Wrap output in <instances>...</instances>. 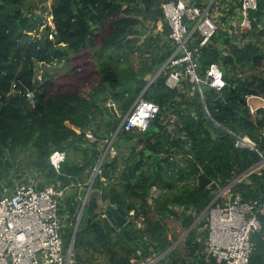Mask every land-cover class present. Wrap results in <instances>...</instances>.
<instances>
[{"label":"trees","instance_id":"16d2710c","mask_svg":"<svg viewBox=\"0 0 264 264\" xmlns=\"http://www.w3.org/2000/svg\"><path fill=\"white\" fill-rule=\"evenodd\" d=\"M35 1L0 0V192L29 180H37L38 190L86 184L111 143L115 153L105 155L92 183L100 196L82 211L75 264H94L98 258L99 264H129L137 251L142 259L161 255L155 264H217L206 252V214L170 251L166 220H180L188 230L215 194L235 179L232 191L243 201H264V166L259 165L264 159V108L251 113L247 105L248 97L264 98L262 36L249 32L245 44L241 35L221 30L202 50L199 74L217 64L227 83L218 94L219 106L210 88L203 87L202 98L185 80L177 88L166 85L168 72L160 70L174 47L160 9L163 0H53V29L43 16L46 10L37 13L41 2ZM159 22L161 30L155 31ZM83 49L92 58L93 82L85 85L90 88L54 91L47 67L60 63L71 70L67 62ZM127 83L159 107L144 133L119 128L137 99L132 90L118 92ZM26 92L34 95L33 108ZM242 137L256 149L235 148ZM54 151L65 153L58 171L49 164ZM155 155L157 164L152 163ZM201 175L211 180L210 186H198ZM78 191L70 188L58 207L64 249L81 209ZM100 203L114 206L127 225L117 229L106 207L103 218ZM259 222L248 264H264V216Z\"/></svg>","mask_w":264,"mask_h":264},{"label":"built area","instance_id":"2783aa9c","mask_svg":"<svg viewBox=\"0 0 264 264\" xmlns=\"http://www.w3.org/2000/svg\"><path fill=\"white\" fill-rule=\"evenodd\" d=\"M160 9L169 30L167 37L174 47L172 55L160 70L168 72L166 85L169 88H177L185 80L196 86L203 98V87L214 89L218 94L227 87L217 64H210L204 74L198 72L202 50L221 30L241 36L255 33L264 41V0H163ZM47 19V24L53 29L52 17ZM252 39L257 40V37ZM48 40H54L52 33H49ZM14 88L15 85L12 86ZM25 97L33 108V93L26 92ZM158 112L156 104L140 96L120 128L127 132L144 133ZM86 137L93 140L89 132ZM234 146L250 151L256 149L255 143L247 137L237 138ZM107 153L110 156L115 153L111 143L86 184L68 188L48 186L38 190L37 180H29L27 183H16L11 192H0V264H75L73 248L64 249L59 234L62 225L58 215L59 203L65 199L70 188L80 190L91 187L95 177L101 174V163ZM64 160L65 153L62 151H54L49 156V164L56 171ZM259 165L264 166V159ZM236 180L215 194L205 213L207 223L204 229L208 233L206 252L217 264H248L255 248L252 235L260 231L259 217L264 216V201H243L239 193L232 191ZM218 200L221 203L215 206ZM105 207L100 203L103 218H106ZM130 215L133 214L130 212ZM158 259H142L137 251L129 264H155Z\"/></svg>","mask_w":264,"mask_h":264},{"label":"rangeland","instance_id":"374dc122","mask_svg":"<svg viewBox=\"0 0 264 264\" xmlns=\"http://www.w3.org/2000/svg\"><path fill=\"white\" fill-rule=\"evenodd\" d=\"M38 1L41 3L40 6L37 7V13L41 12L40 8H44L46 11L43 13V16L45 20L48 22L47 18L50 17L49 13L51 10V4L53 0H36L35 2L38 3ZM161 26L162 23L159 22L156 26L155 31L161 30ZM152 27L153 26H150L149 28L152 29ZM241 37L246 38L247 36H241ZM75 57L74 60H72L73 59L72 56L69 63L67 62V64L66 62H64V64L72 67L71 70H64V68L61 67L62 65L60 63H54L51 66L47 67L48 72L52 77L54 83V88H53L54 91H69L74 88H81V90H88L90 88L88 86H85L89 82L91 83L93 82V78L89 77V73L93 69L90 50L83 49ZM136 64H137V60H136ZM249 98L250 97L247 98V105L249 106L251 113H255V111L257 110L255 106L258 104H261L262 107L264 108V98H261V100H257V99L249 100ZM9 164H11V162ZM166 224L168 227V235L171 239V244L174 245L175 247H178V245L180 246L188 235L186 234L187 230L182 227L180 220L167 219ZM160 257L161 255L159 256V259ZM100 261H101L100 258L95 259L94 264H99Z\"/></svg>","mask_w":264,"mask_h":264},{"label":"water","instance_id":"95a60500","mask_svg":"<svg viewBox=\"0 0 264 264\" xmlns=\"http://www.w3.org/2000/svg\"><path fill=\"white\" fill-rule=\"evenodd\" d=\"M139 1V0H137ZM44 33H45V27H43L41 29V35L44 36ZM56 43H60V40L58 37H56ZM247 42H245L246 44ZM63 44H59L58 45V49L59 50H62L63 49ZM41 66L43 67L44 64H41ZM139 87L138 86H135L134 83H127L125 84L124 86H122L121 88L118 89V92L120 93H124L128 90H132L133 94L135 96L140 97L142 96L143 92H141L139 95H137V91H138ZM210 92L212 93L213 97H214V100H215V103H217L219 106H222V103H221V99H220V96L218 95V93L215 92L214 89H211L210 88ZM109 107H110V111L111 113L113 114L114 117H117V113H116V110L112 104V102L110 101L109 102ZM224 109L226 110H229L228 106L224 105L223 106ZM156 120H154L155 122ZM121 127V125L119 126V128ZM74 139L72 138L71 140L67 141L64 145L65 146H70L72 143H73ZM160 160V157L158 155H155L152 157V163L153 164H157L158 161ZM8 166H12L11 164H8ZM197 184L200 188H206L208 186H210L211 184V180H209L208 178H206L205 176L201 175L197 178ZM100 192L97 191V190H94L92 189V185L91 187L89 188H81L79 190V199L81 201V209H80V212H79V215H78V219H77V223L75 225V228H74V232H73V237H72V241L69 245V248H73L74 247V241H75V236H76V232H77V229H78V226H79V223H80V219H81V216H82V211L86 205L87 202H90V201H95L99 198V195ZM213 201V200H212ZM212 201L211 203L208 205V207L197 217L196 221L192 224V226L187 230V233H189V231H191V229H193L195 227V225L197 224V222L199 220L202 219V217L205 215L207 209L210 207V205L212 204ZM106 211L108 212L110 218L112 219V221L114 222L115 226L117 229H122L123 227H125L128 223L127 221V218L123 217L122 215H120V213L118 212V210L112 206V205H107L106 206ZM173 247H175L174 245H171V247L169 248V251L173 249Z\"/></svg>","mask_w":264,"mask_h":264},{"label":"crops","instance_id":"0c3cea01","mask_svg":"<svg viewBox=\"0 0 264 264\" xmlns=\"http://www.w3.org/2000/svg\"><path fill=\"white\" fill-rule=\"evenodd\" d=\"M91 60H92V58H91ZM250 99H252V100H253V99L261 100V98H259V97H250L249 100H250ZM260 106H261V107H260ZM255 107H256L257 109H259V108H263L261 104H258V105H256ZM78 192H79V191H78ZM152 192H153V196H155V195L158 193V191H157L156 189H154ZM131 213L133 214V212H131ZM127 221H128V219H127Z\"/></svg>","mask_w":264,"mask_h":264}]
</instances>
